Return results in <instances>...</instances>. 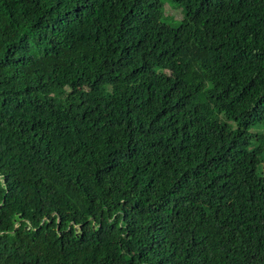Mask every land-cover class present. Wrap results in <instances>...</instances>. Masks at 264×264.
Listing matches in <instances>:
<instances>
[{
	"label": "trees",
	"instance_id": "16d2710c",
	"mask_svg": "<svg viewBox=\"0 0 264 264\" xmlns=\"http://www.w3.org/2000/svg\"><path fill=\"white\" fill-rule=\"evenodd\" d=\"M256 125L264 0H0V264H264Z\"/></svg>",
	"mask_w": 264,
	"mask_h": 264
},
{
	"label": "rangeland",
	"instance_id": "374dc122",
	"mask_svg": "<svg viewBox=\"0 0 264 264\" xmlns=\"http://www.w3.org/2000/svg\"><path fill=\"white\" fill-rule=\"evenodd\" d=\"M164 13L167 15V10L169 11L167 17L164 18V22L174 26L176 23H178V17H180L181 9L173 7L172 4H170L168 1H165L163 4ZM249 132L253 133H264V125H256L249 129Z\"/></svg>",
	"mask_w": 264,
	"mask_h": 264
}]
</instances>
